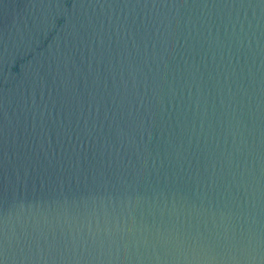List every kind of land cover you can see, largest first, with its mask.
Listing matches in <instances>:
<instances>
[{
  "label": "water",
  "instance_id": "obj_1",
  "mask_svg": "<svg viewBox=\"0 0 264 264\" xmlns=\"http://www.w3.org/2000/svg\"><path fill=\"white\" fill-rule=\"evenodd\" d=\"M0 264H264V0H0Z\"/></svg>",
  "mask_w": 264,
  "mask_h": 264
}]
</instances>
